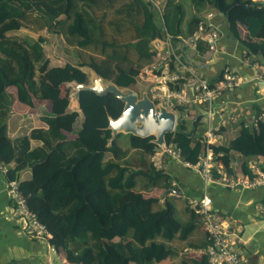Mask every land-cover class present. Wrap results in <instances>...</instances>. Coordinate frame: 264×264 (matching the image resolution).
I'll use <instances>...</instances> for the list:
<instances>
[{"label": "trees", "instance_id": "trees-1", "mask_svg": "<svg viewBox=\"0 0 264 264\" xmlns=\"http://www.w3.org/2000/svg\"><path fill=\"white\" fill-rule=\"evenodd\" d=\"M184 2L199 13L226 15L246 56L264 65V6L256 0H164L162 17L146 0H0V162L45 226L50 245L68 264H210L206 249L212 240L202 228L201 215L179 196L181 187L173 184L171 173L155 163L161 150L153 137L127 135L124 147L119 135L108 145V114L117 118L123 102L112 94L82 91L83 123L78 113H65L70 91L65 84L88 83L76 65H89L118 86L135 89L142 71L154 61L153 43L164 42L167 34L185 61L184 39L204 21L193 13L183 29ZM240 26L247 31L245 38ZM23 28L61 38L76 62L51 66L46 37L13 34ZM208 49L207 42H198L201 55ZM59 86L65 93L61 103L51 94ZM16 102L28 106V114L41 105L47 129L10 137ZM188 109L177 107L176 129L166 135L167 146L191 164L207 148L225 166L239 155L241 171L253 178L248 164L264 157V121L240 122L235 138L208 144L195 131L201 115L189 129ZM26 170L30 178L21 180ZM190 250H203L200 259Z\"/></svg>", "mask_w": 264, "mask_h": 264}, {"label": "crops", "instance_id": "crops-1", "mask_svg": "<svg viewBox=\"0 0 264 264\" xmlns=\"http://www.w3.org/2000/svg\"><path fill=\"white\" fill-rule=\"evenodd\" d=\"M184 8L186 18L183 29H186L187 21L195 13L203 19L205 24L213 26L220 34L217 50L214 52L207 51L201 55L196 49L184 46L187 64L208 82L216 81L227 68H231L242 78L240 86L222 92L213 104V123L228 115L234 120L226 125L224 134H221L222 137L216 139L217 144H223L226 140H231L238 135L237 126L240 122L255 125L258 119H262L264 80L257 77L251 58L246 56L244 45L234 36L226 15L214 11L196 12L190 2H184ZM239 33L242 38H245L247 35L245 27L240 26ZM165 50L166 46L155 49L154 61L142 71V75L147 76L162 63L166 55ZM189 80L190 77H185L184 84L188 87L191 86ZM43 111V107L39 105L33 113L28 114L29 107L16 102L14 112L9 119L10 137L16 138L21 134H29L33 129H47V125L42 121ZM199 115L202 118L195 131L198 135L206 137L208 118L206 109L202 106L189 107L187 115L189 129H194L193 123ZM32 144L42 145L38 141H32ZM157 156L159 159L158 164L155 162L157 166L170 172L175 178L174 183L181 187L179 196L199 198L208 195L211 197L213 207L226 218L231 229L235 228L239 232L241 243L237 246V251L243 256L246 264H264V216L260 214V208L264 202V186L255 189L227 188L217 182L203 180L196 171L185 168L177 160L162 155L161 151L156 153ZM256 161L264 165L263 156ZM20 178L21 180L29 179L30 172L27 170L22 172ZM8 182L7 176L0 173V264H68L64 254L52 247L48 239L33 237L23 230L22 221L15 216ZM173 195L170 193V197ZM189 252L191 256L200 259L203 250Z\"/></svg>", "mask_w": 264, "mask_h": 264}, {"label": "built area", "instance_id": "built-area-1", "mask_svg": "<svg viewBox=\"0 0 264 264\" xmlns=\"http://www.w3.org/2000/svg\"><path fill=\"white\" fill-rule=\"evenodd\" d=\"M161 17L164 10V0H146ZM264 6V0H256ZM220 38L219 32L211 25L201 24L198 31L190 39H184V46L197 48L199 41L207 42L208 51H216ZM154 51L161 46H166L165 57L161 64L157 65L154 71L147 76L140 74L139 80L149 86V96L156 103H162L169 110L177 112L179 106H202L206 109L208 118V132L204 137L208 144H217L216 139L221 138L217 133L222 127L231 123L232 116H224L216 123L212 122L213 104L216 98L224 91L232 90L242 84V78L231 68H227L219 80L214 83L203 79L198 72L186 61L182 60L172 47L170 37L167 34L164 42L155 41ZM257 77L264 80V67L257 62H252ZM162 66L160 69L159 67ZM160 71V72H156ZM190 77V87L184 85L181 88L173 87L180 80ZM264 120V115L262 116ZM162 155L180 162L185 168L196 171L205 181L217 182L227 188L255 189L264 186V165L260 161H252L249 170L253 175L244 174L241 171L240 161L236 158L227 166L216 161L217 155L212 149L207 148L206 152L199 157L196 164L185 162L181 159L179 152L172 146H166L161 150ZM156 157V155H155ZM7 166L0 162V173L6 175ZM176 185V183H173ZM9 193L14 202L15 216L22 221L23 230L36 238L46 239V228L32 212L18 188L16 181L8 182ZM175 195V193L173 192ZM189 205L201 215L202 228L211 240V245L206 249L210 257V264H246L243 256L237 251L241 243L239 232L230 228L226 218L213 207L211 197L203 195L199 198H187ZM260 214L264 216V202L260 208Z\"/></svg>", "mask_w": 264, "mask_h": 264}, {"label": "water", "instance_id": "water-1", "mask_svg": "<svg viewBox=\"0 0 264 264\" xmlns=\"http://www.w3.org/2000/svg\"><path fill=\"white\" fill-rule=\"evenodd\" d=\"M76 68L87 76L88 83L72 81L65 84L66 88L70 89L65 113H78L82 124L85 114L81 107V92L90 91L98 96L112 94L123 102V110L117 118H112L108 114V129L111 131L108 145L111 146L119 135H133L141 138L153 137L152 142L160 150H165L166 135L175 132L178 114L162 103L152 100L148 84L138 81L142 90L138 92L130 87L118 86L89 65H76Z\"/></svg>", "mask_w": 264, "mask_h": 264}, {"label": "rangeland", "instance_id": "rangeland-1", "mask_svg": "<svg viewBox=\"0 0 264 264\" xmlns=\"http://www.w3.org/2000/svg\"><path fill=\"white\" fill-rule=\"evenodd\" d=\"M13 34H17L22 37H27L30 39H38L39 36H45L46 42L44 44L45 53L50 61L51 66H62L65 65L67 62H76L75 55L72 50L67 52L66 46L64 45V42L61 38L56 37L54 35H51L48 32L41 31V32H34L30 29L23 28L18 32H15ZM60 86L59 90H52L51 94H53L56 97L57 103H61V99L65 97V93H63L61 88L60 92ZM48 89V87H47ZM138 92H141V87L136 86L135 88ZM61 108V105H58ZM63 108V107H62ZM127 135L120 136V143L126 147L128 145V139L126 137ZM154 161L158 164L159 159L158 156L154 158Z\"/></svg>", "mask_w": 264, "mask_h": 264}]
</instances>
